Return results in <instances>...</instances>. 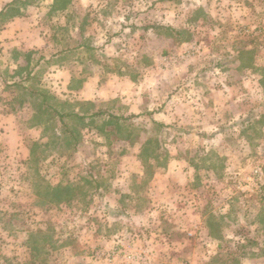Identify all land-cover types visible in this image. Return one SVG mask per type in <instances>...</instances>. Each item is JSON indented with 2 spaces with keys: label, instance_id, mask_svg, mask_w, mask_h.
<instances>
[{
  "label": "rangeland",
  "instance_id": "374dc122",
  "mask_svg": "<svg viewBox=\"0 0 264 264\" xmlns=\"http://www.w3.org/2000/svg\"><path fill=\"white\" fill-rule=\"evenodd\" d=\"M62 1L0 0V264H264V0Z\"/></svg>",
  "mask_w": 264,
  "mask_h": 264
},
{
  "label": "crops",
  "instance_id": "0c3cea01",
  "mask_svg": "<svg viewBox=\"0 0 264 264\" xmlns=\"http://www.w3.org/2000/svg\"><path fill=\"white\" fill-rule=\"evenodd\" d=\"M33 36L34 35H32L31 38ZM14 122L15 119L12 114L6 111L0 113V123H2L0 128V142L4 141L7 144L12 143L11 144L12 148L17 150L19 147H22V145L20 143L21 141L20 130Z\"/></svg>",
  "mask_w": 264,
  "mask_h": 264
},
{
  "label": "trees",
  "instance_id": "16d2710c",
  "mask_svg": "<svg viewBox=\"0 0 264 264\" xmlns=\"http://www.w3.org/2000/svg\"><path fill=\"white\" fill-rule=\"evenodd\" d=\"M19 0H14V2L13 3H15V2H18ZM21 2H22V0H20ZM64 2V0L62 1V3ZM24 4H25V2H24ZM12 5V4H11ZM10 6V5H9ZM8 9L7 8H5L4 10H2L1 12H0V16L1 15H3L4 13H5V11H7ZM170 29V28H169ZM74 115H77V114H74ZM92 117H97V118H100V117H105V116H108V117H112V118H114V119H116V120H118V121H123V120H129L130 119V117H118V116H116V115H112V114H109V113H107L106 111H98V112H95V113H93L92 115H91ZM60 117H62L63 118V116L61 115Z\"/></svg>",
  "mask_w": 264,
  "mask_h": 264
}]
</instances>
